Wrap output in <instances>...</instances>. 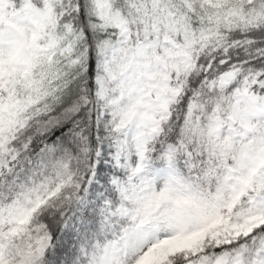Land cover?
I'll list each match as a JSON object with an SVG mask.
<instances>
[{"label": "snow or ice", "instance_id": "obj_1", "mask_svg": "<svg viewBox=\"0 0 264 264\" xmlns=\"http://www.w3.org/2000/svg\"><path fill=\"white\" fill-rule=\"evenodd\" d=\"M0 264H264V0H0Z\"/></svg>", "mask_w": 264, "mask_h": 264}]
</instances>
